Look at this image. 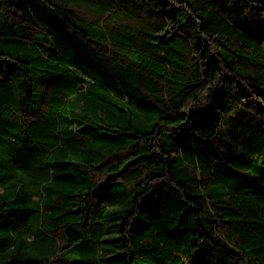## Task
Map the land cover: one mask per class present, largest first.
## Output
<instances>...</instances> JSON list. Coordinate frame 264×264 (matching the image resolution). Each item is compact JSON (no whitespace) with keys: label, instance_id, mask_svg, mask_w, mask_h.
Instances as JSON below:
<instances>
[{"label":"trees","instance_id":"16d2710c","mask_svg":"<svg viewBox=\"0 0 264 264\" xmlns=\"http://www.w3.org/2000/svg\"><path fill=\"white\" fill-rule=\"evenodd\" d=\"M0 264H264V4L0 0Z\"/></svg>","mask_w":264,"mask_h":264},{"label":"water","instance_id":"95a60500","mask_svg":"<svg viewBox=\"0 0 264 264\" xmlns=\"http://www.w3.org/2000/svg\"><path fill=\"white\" fill-rule=\"evenodd\" d=\"M256 1H259V2H261V3H263V4H264V0H256Z\"/></svg>","mask_w":264,"mask_h":264}]
</instances>
